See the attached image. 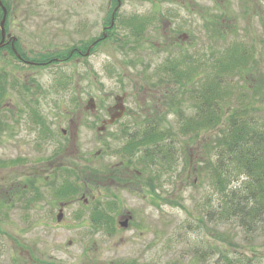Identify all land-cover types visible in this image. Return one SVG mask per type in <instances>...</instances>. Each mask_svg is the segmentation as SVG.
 <instances>
[{
  "label": "rangeland",
  "instance_id": "1",
  "mask_svg": "<svg viewBox=\"0 0 264 264\" xmlns=\"http://www.w3.org/2000/svg\"><path fill=\"white\" fill-rule=\"evenodd\" d=\"M124 1L123 15L136 12L157 19L151 20L139 39L117 27L109 41L86 61L40 70L36 82L42 94L35 96L51 137L41 140L38 129L15 126L14 137L3 139L9 146L8 157H18L19 161L0 168V264H224L219 255L225 245L217 237L223 232L231 234L235 243L227 246L229 255L237 257L235 264L240 252L249 257L241 264H264V233L244 249L247 242H243L244 235L235 224L208 222L206 227H196L194 218L203 199L212 196L215 208L218 195L207 187L205 173L193 186L194 176L181 158L186 138L177 135L179 113L175 110L181 100V111L189 116L193 112L190 99H181L185 93L178 85L165 86L155 75L159 65L175 56L190 55L205 69L207 58L216 57L219 50L232 43L253 46L258 66L264 71V0H176L173 4L160 0ZM6 2L14 7L16 15L12 25L17 31L13 34L26 43L25 38H29L21 30L27 33L36 29L31 37L41 50L46 44L38 34L44 29L47 32L43 34L61 49L85 40L87 23L88 33L94 37L101 31L98 5L93 20L86 21L60 16L59 13L75 11L70 0ZM79 11L84 15L86 6ZM169 11L175 15L167 17ZM42 13L47 14L40 16ZM222 18L234 24L231 31L224 28L223 35L212 24ZM74 29L83 32L73 33ZM15 73L27 76L23 70ZM56 77L57 81L68 82L64 89H52L58 84ZM237 79L235 76L231 82ZM19 81L21 87L22 80ZM117 95L126 97L125 114L100 129ZM174 95L180 100L172 104L170 98ZM5 97L4 101L21 105L15 91H6ZM166 101L172 108L166 106ZM158 114L159 128L168 133L167 138L176 134L180 157L169 168L152 165L145 169L139 161L143 149L127 156L121 148L129 134L142 129L146 117ZM259 114L264 116V108ZM207 133L201 131L199 146L192 142L184 150L196 154L199 147L204 151ZM61 145L64 149L59 152ZM202 158L197 163L203 164ZM61 168L76 172L77 179L71 175L70 180L75 184L82 185V179L91 182L86 187L82 185L75 200L64 206L60 201L65 200L54 199L49 188L52 185L45 181L58 184L56 170ZM90 168L103 174V179L88 177ZM149 178L153 185L147 184ZM26 199L32 201L26 204ZM112 201L117 203L115 220L129 219L127 226L117 225L115 232L108 234L94 228L87 216L94 204L106 207ZM81 210L84 214L77 218ZM200 214L203 218L206 212L202 210ZM186 222L190 228L184 227ZM259 227L264 230V224Z\"/></svg>",
  "mask_w": 264,
  "mask_h": 264
},
{
  "label": "trees",
  "instance_id": "2",
  "mask_svg": "<svg viewBox=\"0 0 264 264\" xmlns=\"http://www.w3.org/2000/svg\"><path fill=\"white\" fill-rule=\"evenodd\" d=\"M1 2L7 15L9 5L6 0ZM2 17L3 10L0 6V22ZM224 19L212 21V24L217 26L220 32L222 31V35L224 28L230 31L234 29V24L225 23ZM7 20L8 18H5L4 28H7ZM150 24L151 19L134 17L121 20L120 28L122 26L129 36L139 39ZM216 54V57L207 58L204 64L205 69L190 55L169 58L159 65V72L155 75L161 78L160 83L165 86L178 85L185 93L181 94L184 95L180 96L181 99L185 97L190 99L193 112L187 116L181 111V100L177 99L176 95L170 98L172 104L173 100L174 102L180 100L175 110L179 113L176 121L177 135L180 134L186 138L181 147V158L189 167L188 171L194 176L191 181L193 186L205 173L207 187L218 195L215 208H213L212 196H206L203 199L199 214L194 218L197 220L196 227L204 226L208 222L235 224L244 235L243 242H247L244 249H247L259 233H264V230L259 227L264 224V116L259 114L264 108V71L258 66L253 46L245 47L241 43H232ZM202 74L204 78L201 79ZM235 76L238 77V82L232 83L231 79ZM66 83L59 82L53 89H64ZM25 86L22 85V87ZM166 106L172 108V105L168 106L167 101ZM145 120L147 121L142 129L128 135L121 152L132 156L137 150L143 149L139 161L144 164L145 169H150L148 167L152 165L169 168L171 163L176 164L180 157L176 134L170 139L167 138L168 133L162 132L159 128V114L152 118L146 117ZM213 129L215 132L212 131ZM201 131L208 132L204 151L203 148L199 151L197 147L196 154L186 152L184 148L187 149L188 144L192 142L195 146H199L197 143L200 141ZM42 133L47 137L50 133L49 128L45 126ZM60 147L62 151L64 148L62 145ZM200 158L204 159L203 164L197 163ZM86 174L88 177L101 180L104 176L92 168ZM56 175L60 179L58 184L48 179L45 181L48 185H52L49 186L52 197L65 200L66 203L79 195L82 185L86 187L88 183H91L86 179L80 180L82 185L70 181L71 175H75L77 179L74 170L57 169ZM155 179L158 180V177L156 176ZM148 182L147 184L153 185L151 178ZM25 201L29 204L32 199ZM116 209L117 203L114 201L109 202L106 207L94 204L89 209L87 217L94 228L111 234L115 232L117 225L119 226L118 220H115ZM202 210L206 212L203 218L200 214ZM82 214L84 212L81 210L76 217L80 218ZM184 227L190 228L187 222ZM230 235L223 232L217 236L225 245L219 255L224 264H233V262L235 264L237 258L231 257L227 250V246L235 245ZM239 256L238 264H241L244 258H249L243 252H240Z\"/></svg>",
  "mask_w": 264,
  "mask_h": 264
},
{
  "label": "flooded vegetation",
  "instance_id": "3",
  "mask_svg": "<svg viewBox=\"0 0 264 264\" xmlns=\"http://www.w3.org/2000/svg\"><path fill=\"white\" fill-rule=\"evenodd\" d=\"M160 1H168V3L171 4L177 3L176 0ZM69 3L74 5L73 9H75V11L64 15L62 13L59 14L60 16H63L64 19L71 20H83V18L86 21L93 20L94 8L96 5H98L99 10H97V12L100 14L101 31L97 37H94L92 34L88 33L89 25L87 23L85 27L87 38L85 40H81L78 43L73 42V44L63 49L56 47V44L52 42L53 39H49V35L46 33L43 34V32H47L46 29H44L43 32H39L38 34L39 38L46 44L45 46H41L42 50L37 48V40L31 37V33L37 32L36 29H34L33 32L27 30V33H25V30H21L24 32V34H26L25 36L23 34V36L29 38L27 41L25 38L26 43H23L18 36L13 34L17 31V29L14 28V25H12V20L16 18V15L13 11L14 7L12 8L9 6V12H7L6 15L9 23L7 20V28L4 29L3 35L2 32L0 33V42H2L0 47V168H3L4 166L7 168L9 167L7 166L8 164H14V162L19 161L18 157H8L9 146L7 143L3 142L4 138L14 137L15 126L36 128L38 129V138L41 140L46 139L43 133L41 134V131L44 130L47 121L38 108L39 101L36 97L37 95L42 94V90L36 82V76L40 70L56 67V65H68L71 63H81L86 61L92 56L96 49L109 41L112 33L117 27H120L121 20L124 21L126 19H133L134 17L151 20L154 18L157 19L156 17L153 18L146 14H140L136 12L123 15L122 7L125 3L124 0H70ZM59 4L60 5L57 6V8L59 12H61L62 5L61 3ZM184 5L186 4L184 3ZM83 6H86V12L84 15L79 11L83 8ZM46 14L47 13H42L40 16ZM165 15H167V17H173L175 14L169 11V13ZM90 27H92V23ZM77 32L81 33L83 32V29H74L73 33ZM183 37H185V35H183ZM48 42L52 43L53 45L48 44ZM30 43L33 45V47L30 46ZM21 70L27 72V76L25 78H23L22 75L15 73L16 71L18 72ZM20 79L22 80V85H26L25 87L19 86ZM57 80L58 77H56L55 82ZM6 91H15L19 101L21 102V105L9 103L7 99L4 101V98H6ZM118 97L120 96L117 95L114 97V104L109 106V108L106 110L108 118L104 120V122L102 121L103 126L100 129H103V127L107 125L105 123L108 122L110 116L117 112L114 108L116 104L122 102L124 108H126L124 104L126 99L125 95H121V97H123L122 100H117ZM91 101L92 99H89V102ZM118 120L120 119H117L114 122H117ZM61 132L62 134L66 133L65 130H61ZM50 133L48 135L49 138L51 137ZM58 151L60 152V150ZM9 187L11 190H13L12 184Z\"/></svg>",
  "mask_w": 264,
  "mask_h": 264
},
{
  "label": "water",
  "instance_id": "4",
  "mask_svg": "<svg viewBox=\"0 0 264 264\" xmlns=\"http://www.w3.org/2000/svg\"><path fill=\"white\" fill-rule=\"evenodd\" d=\"M0 6H1L2 10H3V17H2L1 22H0V28H1L2 35H3V32H4V22H5V18H6V9L2 5L1 0H0ZM1 45H2V42H0V47H1ZM122 99H123V97H118L117 98V100H122ZM114 108L116 109L117 112L114 115H111L110 116V119L108 120V123H110V124L113 123L116 119L120 118L122 116V114H123V111H124V106H123V103L122 102H120L119 104H116L114 106ZM128 219L129 218H126L125 219L126 221L125 222H121L120 225L123 226V227L127 226Z\"/></svg>",
  "mask_w": 264,
  "mask_h": 264
}]
</instances>
